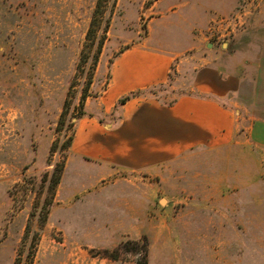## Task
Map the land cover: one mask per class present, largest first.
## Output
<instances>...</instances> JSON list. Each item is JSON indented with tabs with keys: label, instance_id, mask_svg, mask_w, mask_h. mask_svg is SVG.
Returning <instances> with one entry per match:
<instances>
[{
	"label": "rangeland",
	"instance_id": "obj_1",
	"mask_svg": "<svg viewBox=\"0 0 264 264\" xmlns=\"http://www.w3.org/2000/svg\"><path fill=\"white\" fill-rule=\"evenodd\" d=\"M211 2L0 0V264H264L250 139L135 170L72 152L126 50L172 54L168 82L132 97L165 104L226 43L264 54V0Z\"/></svg>",
	"mask_w": 264,
	"mask_h": 264
},
{
	"label": "crops",
	"instance_id": "obj_2",
	"mask_svg": "<svg viewBox=\"0 0 264 264\" xmlns=\"http://www.w3.org/2000/svg\"><path fill=\"white\" fill-rule=\"evenodd\" d=\"M200 5L198 1L197 10ZM224 46V53L192 70L188 93L170 104L132 98L121 106L116 124H102L98 119L111 115L120 98L169 79L172 54L144 46L126 50L111 65L101 98L103 115L79 121L74 155L104 167L135 170L165 165L196 147L211 151L237 139H250L264 149V54L254 55L235 43Z\"/></svg>",
	"mask_w": 264,
	"mask_h": 264
},
{
	"label": "trees",
	"instance_id": "obj_3",
	"mask_svg": "<svg viewBox=\"0 0 264 264\" xmlns=\"http://www.w3.org/2000/svg\"><path fill=\"white\" fill-rule=\"evenodd\" d=\"M134 93H131L130 95H128L127 97H124V98H121L119 101H118V104L120 106L124 105L130 98L134 97L133 95Z\"/></svg>",
	"mask_w": 264,
	"mask_h": 264
}]
</instances>
